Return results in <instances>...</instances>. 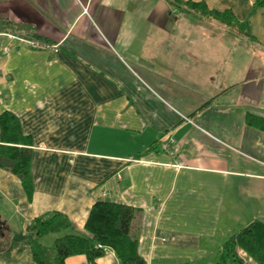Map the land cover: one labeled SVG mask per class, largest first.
I'll use <instances>...</instances> for the list:
<instances>
[{"label":"crops","instance_id":"1","mask_svg":"<svg viewBox=\"0 0 264 264\" xmlns=\"http://www.w3.org/2000/svg\"><path fill=\"white\" fill-rule=\"evenodd\" d=\"M0 20L28 26L0 25V118L21 131L0 123V145L29 159L0 166V264L87 234L101 199L138 209L147 264H235L225 242L264 221V2L0 0ZM54 212L71 228L39 235Z\"/></svg>","mask_w":264,"mask_h":264},{"label":"trees","instance_id":"2","mask_svg":"<svg viewBox=\"0 0 264 264\" xmlns=\"http://www.w3.org/2000/svg\"><path fill=\"white\" fill-rule=\"evenodd\" d=\"M169 1L177 4L181 2V0ZM0 25L3 26V30L8 32L28 28L24 24L10 20H0ZM0 123L8 129L6 142L20 143L18 140H21V131L15 116L6 113L0 118ZM14 148L15 146L0 145V166L8 167L25 177L29 172V159L26 158V155L23 157L24 150H14ZM137 213V208L127 204L116 203L108 199L98 200L93 205L85 225L87 234L66 232L71 228L72 223L61 212L37 218L33 228L39 235L61 233L62 231L66 233L59 236L50 247H45L42 244L34 246L35 259L39 264H63L65 258L70 255L85 254L91 263H95L98 257L112 249L121 264H147L146 260L138 253L137 248L138 238L134 232ZM238 249H243L254 264H264L263 220L255 219L232 235L223 246L224 257L233 256L236 258L235 264H240Z\"/></svg>","mask_w":264,"mask_h":264},{"label":"built area","instance_id":"3","mask_svg":"<svg viewBox=\"0 0 264 264\" xmlns=\"http://www.w3.org/2000/svg\"><path fill=\"white\" fill-rule=\"evenodd\" d=\"M264 1V0H262ZM31 44L34 47H41V44L31 41ZM9 47H6L5 50H9ZM164 144L167 145V140H164ZM101 247V245H99ZM238 256L240 258L241 263L240 264H254L253 260L247 255V253L243 249H238Z\"/></svg>","mask_w":264,"mask_h":264}]
</instances>
